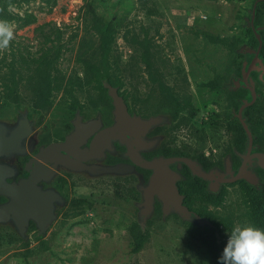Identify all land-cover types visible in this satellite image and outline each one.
<instances>
[{
    "label": "rangeland",
    "instance_id": "rangeland-1",
    "mask_svg": "<svg viewBox=\"0 0 264 264\" xmlns=\"http://www.w3.org/2000/svg\"><path fill=\"white\" fill-rule=\"evenodd\" d=\"M0 0V20L14 39L0 51V120L27 111L45 136L58 139L80 106L85 116L110 113L102 86L119 84L130 109L183 120L175 130L186 152L224 159L232 146L238 103L229 82L241 76L252 39L248 17L256 0ZM123 19L111 50H101L100 23ZM264 42V20L262 22ZM240 51L241 54L237 51ZM109 68V82L101 75ZM115 87V86H114ZM264 112V84H258ZM264 115V113H263ZM178 120L175 121L174 125ZM136 179L75 180L70 197L85 199L67 209L45 236L21 240L0 230V264H215L201 240L204 227L176 216L139 221L141 195L126 196ZM187 205L219 228L220 250L236 225L264 231V173L257 189L242 182L210 196L204 184H180ZM144 243L135 250L141 231Z\"/></svg>",
    "mask_w": 264,
    "mask_h": 264
},
{
    "label": "flooded vegetation",
    "instance_id": "flooded-vegetation-1",
    "mask_svg": "<svg viewBox=\"0 0 264 264\" xmlns=\"http://www.w3.org/2000/svg\"><path fill=\"white\" fill-rule=\"evenodd\" d=\"M255 32L258 33V30H255ZM246 55L247 58L244 60L243 64L247 63L246 70H248L250 63L255 55ZM259 57L262 59L264 64V60L261 55H259ZM247 81L248 83L246 84L242 76L241 69V76L237 79H232L229 82L231 86L230 89L232 91L246 89L249 92L247 98L242 100V104L240 105V107L245 102L252 100L251 92L248 86H255L257 93V99L255 102L261 100L262 98L257 86L258 84H264V70L260 69V65L258 63L254 67L253 71H251V73L248 75ZM106 85L109 84L106 83ZM127 108L130 116L132 117H139L141 120L144 121H148L154 117H160L162 120L157 124H152L148 129H133V134L127 135V141L122 142L120 138L111 137L109 146H107L105 142L104 144L94 143L93 145L92 142L97 135L102 132H105L107 129L112 128L114 126V106L110 113L103 114L102 112H97L96 114L90 117L85 116L82 108L79 105L76 106L73 118L69 121L68 124H65V132L63 133V136L58 139H52L45 136L43 129L39 128L37 125L36 117L30 118L27 111L17 112L16 117L9 122L0 120V124L4 128L5 136L7 138H14V144L10 148V151L0 156V165L5 168L4 179L8 184L16 185H19L21 182L24 181H30V183L34 184V189H30L35 190V193L29 192L32 194L31 197H39L40 199H43V193H48V195H50L44 200L46 201L44 215L45 217H48V214L51 213L50 215H52L54 219L50 223H46L48 224L47 232L52 228L53 224L58 220L63 211L67 209L81 210L85 206V199H76L70 197L71 189L73 188L75 180L77 179L102 180L106 177H126L137 180V189L139 187H144L149 184L153 171L143 169L139 166H135V170L132 173L126 175H116L110 173L97 174L96 171H94V168L96 169L114 167L119 164L132 165V159L128 155V141L130 142L133 150H135L136 153L139 154L144 160L152 161L159 159L168 160L178 158H190L194 160L205 172L214 174L215 178L212 180V183H218L220 185V189L217 192L210 191V182L205 181L207 191L214 195H218L222 191L223 187L229 184L222 183V180L231 177V175L227 172L226 160H230L231 170L234 172V174H236L244 160L242 156H247L249 153L250 146L247 138L245 152H236V154L240 158L239 166L234 165L231 154H228L225 155L224 159H222V165H209L208 163H205L207 167L205 168V166L198 159L189 156L188 152L184 150V147L178 144V141L174 136L175 130L173 127L175 121L172 117L166 114H141L137 112V110L130 109L128 105ZM245 110L246 108L243 111V116L247 122V119L244 114ZM237 115L238 112L236 114V118L239 121ZM75 122H78L82 127L90 125L93 130L92 133L87 134L86 132H84L82 135L77 137L69 146L71 151L70 153L59 149V151L52 150L51 152H47L45 156L47 160H43L41 157L38 156L42 150L47 149L50 145L64 143L66 141L67 136H69L74 131ZM116 135H119V132H117ZM58 153L67 156L71 160L70 167L66 166L58 160ZM256 153H264V149L261 147V145L255 144L253 137V145L250 154L253 155ZM209 156L210 155H208L207 157L209 158ZM186 167L187 166L185 165V163L180 160L170 164V168L180 176V179L177 181V185L179 192L184 195L183 204L188 207V209L192 213L190 221L187 222L202 227L209 226L202 224L200 225L195 215H199L204 221L209 220L207 219V217L200 215L195 210L190 208L186 203V194L181 190L180 187L181 183L187 182L188 180L184 174L185 172L187 173ZM247 170L256 174V176L258 177V183L256 186L253 187H255L257 190H260V174L262 171H264V169L260 167L257 158L250 157L247 162ZM140 195L142 199L141 192ZM11 200L12 199L9 196L0 194V207L10 204ZM75 200H77L79 204V207L77 208H74L73 205ZM158 207L161 210L163 219H166L168 216L172 215H176L179 217V215L174 212L164 217L162 202L157 196H155L154 211L152 215L155 213ZM138 218L140 222L143 221V216H139ZM39 220L42 224L44 223L45 219L39 218ZM3 229L12 232L17 238L21 240L31 239L32 234H37L38 237H42L47 234V232L41 234L38 222L32 217L28 219V224L25 226L23 234H21L13 212L9 213V217L6 222L0 223V230Z\"/></svg>",
    "mask_w": 264,
    "mask_h": 264
},
{
    "label": "water",
    "instance_id": "water-1",
    "mask_svg": "<svg viewBox=\"0 0 264 264\" xmlns=\"http://www.w3.org/2000/svg\"><path fill=\"white\" fill-rule=\"evenodd\" d=\"M259 1L261 0H258L253 8L252 23L254 19L255 9ZM261 29L263 28L261 27L257 28L258 31H260ZM257 39L259 41V46L257 49L247 48L244 51L246 54L255 55L250 63L248 70H246L247 63H244L242 67V76L246 84L248 83L247 81L248 75L251 73V71H253L257 63L260 65V69L264 70L263 61L259 57L260 51L262 49L263 41L259 34H257ZM105 86L108 90V95L112 99V103L114 106L115 124L112 128H109L105 132H102L99 135H97L94 138L92 145L94 143L104 144L105 142V144L109 146L111 137L120 138L122 142L127 141L128 140L127 135L128 134L132 135L133 129L135 128L148 129L152 124H157L162 120L160 117H154L148 121H144L141 120L139 117L130 116L125 100L119 94L118 89L112 85L105 84ZM248 88L251 92L252 100L245 102L240 107L237 117L240 123L242 124V127L247 135L248 143L250 146L249 153L247 156H242L244 160L236 174H234V172L231 170L230 160L229 159L226 160L227 172L228 174L231 175V177L222 180V183L224 184L226 183L231 184L244 180L252 186L257 185L259 180L258 177L256 176V174L247 170V162L250 159V157L257 158L260 167L264 169V153H256L253 155L250 154L253 145V135L246 120L244 119L243 111L245 108L255 103L257 99V93L254 85L248 86ZM74 125H75L74 131L69 136H67L66 141L64 143L52 144L47 149L42 150L38 156L41 157L43 160H47V158L45 157L47 152H51L52 150L59 151V149H62L67 153H70L71 151L69 146L77 137L82 135L84 132L90 134L93 131L90 125H86L85 127H82L78 122H75ZM117 132H119V135H116ZM13 144H14V138H7L5 136L4 128L0 124V156L9 152ZM127 144H128L127 145L128 155L130 156L133 162L132 165L119 164L114 167H105V168H96V169L94 168V171H96L97 174L110 173L116 175H126L132 173L135 170V166H139L143 169L153 171L149 184L147 186L138 188L142 194V201L138 205V208H139V216H143V221L141 222V227L143 230H145L146 222L154 211L155 196H157L162 202L164 217L174 212L177 213L183 221L187 222L190 221L191 219L192 213L188 209V207H186L183 204L184 195H182L178 189L177 181L180 179V176L170 168L171 163L178 160L184 162L185 165L191 170V173L194 176L201 178L204 181L210 182L209 185L210 191L217 192L220 189V185L218 183H214V184L212 183V180L215 178L214 174L205 172L194 160L190 158H178V159H168V160L159 159V160L148 161V160H144L139 154L136 153L135 150H133L129 141ZM58 154H59L58 160L61 161L66 166L70 167L71 160L67 156L61 155L60 153ZM4 175H5V168L0 165V194L7 195L12 199L10 204L0 207V223L6 222L8 220L9 213L13 212L21 234H23L25 226L28 224V219L30 217H32L38 222V226L41 230V234L46 233L48 230V224L46 223H50L54 219V217L50 215L51 213L48 214V217H45L44 215L45 207H46V203H45L46 201L44 200L50 195H48V193H43L42 195L43 199H40L37 196H36L37 198L31 197L32 195L31 193H35V190L30 189V188L34 189L33 183H30V181H24L21 182L19 185L8 184L4 179ZM195 216L200 225L202 224V225H209L210 227L212 226V223H210V221H204L203 219H201L199 215H195ZM39 218L42 219L44 218L45 219L44 223L41 224Z\"/></svg>",
    "mask_w": 264,
    "mask_h": 264
},
{
    "label": "trees",
    "instance_id": "trees-1",
    "mask_svg": "<svg viewBox=\"0 0 264 264\" xmlns=\"http://www.w3.org/2000/svg\"><path fill=\"white\" fill-rule=\"evenodd\" d=\"M257 1L258 0H256L255 3ZM255 3H254V5H255ZM94 4H95L94 0H88L86 3V7L91 12H94V9H93ZM254 5H253V8H254ZM253 8L251 9L250 15L248 17V21H249L248 26L249 27L247 28L248 32L250 34H252V39L250 41H248L247 43H245V45L249 46L250 48L257 49L259 46L257 34H259L261 36L263 33V29L258 31V33H256L255 30H257V28L263 27L262 22L264 20V0H261L257 3L256 9H255V14H254V19H253V23H252ZM123 21H124L123 19H119L116 21L113 20V21H109L107 23H100L99 24L97 31H98L100 38H101V47L100 48L105 54H107L111 50V46L114 44L115 37H116L117 33L123 27ZM261 39L263 41L262 36H261ZM240 51H238V52L241 54ZM260 55L264 60V42L262 45V49L260 51ZM101 77H103V79H105L107 82H109V77H110L109 68L105 69V71L103 72ZM114 86L119 90V88H120L119 84H116ZM102 89L105 90L108 94V90H107L105 85L102 86ZM248 93L249 92L246 89L232 91L231 95L236 99V101L238 103V109H239L240 105L242 104V100L247 98ZM120 95L123 96V94H120ZM260 103H261V100H258L253 105L246 108L244 114H245V117L247 119V124H248V126L252 132L253 137H254L255 144L261 145V147L264 149V115H263L264 112H263V110H260L261 115H259V116H257L256 114L255 115L252 114V110L254 112ZM177 117H178V112H176L175 115L172 117L174 121L178 120L177 123L173 127L175 130L176 129L178 130L180 127L183 126V120L185 122V119L177 118ZM229 125L230 126L227 127V131L228 132L231 131L233 133V139H232V146H231V148H229V150H227L225 155L231 154V156L233 158L234 165L239 166L240 165V158L238 157L236 152H238V153L245 152L246 143H247V135H246L245 130L243 129L242 125L240 124V122H238L236 125H232L231 123ZM188 155L198 159L205 166V168H207L205 163H208L209 165H215V164L222 165L221 159H213V158L205 157L203 152L202 153H194V154L192 152H188ZM186 171H187V173L185 172L184 174H185V177L188 179L187 182L188 181H192V182L197 181V182L202 183L206 186L205 181L202 180L201 178L193 176L187 167H186ZM263 173H264V171L261 172L260 176ZM239 182H242L243 184H245L249 188L253 187L245 181H239ZM254 189H256V188L254 187ZM125 193H126L125 195L128 197L129 196L134 197L135 195H140V192L138 191L137 187L132 185V184L129 185L128 190ZM257 193H258L259 197L262 196L261 190H257ZM209 195L210 196H216V195L211 194V193H209ZM186 199H187V196H186ZM73 205H74V208L79 207L77 200H75ZM157 211H159L161 213V210L159 207L157 208ZM255 212H256V215H264V206L259 205L257 207V209L255 210ZM207 219L212 223L213 226L212 227L205 226L203 228L202 233H201V240L205 243L206 247L208 248L209 252L211 253V255L214 259V263L220 264L219 258L221 257L223 251L219 249V247L217 246L216 241L214 239V233L219 228V224H215V222L211 221L209 218H207ZM181 221H183V220L181 219ZM183 222H186V221H183ZM186 223L192 225V223H189V222H186ZM145 235H146L145 232L142 230L140 232V235H139L137 241H136V245H135L136 251H139L141 249V247L144 243Z\"/></svg>",
    "mask_w": 264,
    "mask_h": 264
},
{
    "label": "clouds",
    "instance_id": "clouds-1",
    "mask_svg": "<svg viewBox=\"0 0 264 264\" xmlns=\"http://www.w3.org/2000/svg\"><path fill=\"white\" fill-rule=\"evenodd\" d=\"M14 39V27L0 20V51ZM220 264H264V231L250 224L236 225L229 234Z\"/></svg>",
    "mask_w": 264,
    "mask_h": 264
}]
</instances>
